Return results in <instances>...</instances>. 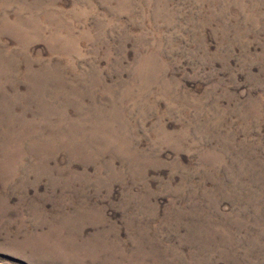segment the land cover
Here are the masks:
<instances>
[{
	"label": "rangeland",
	"instance_id": "obj_1",
	"mask_svg": "<svg viewBox=\"0 0 264 264\" xmlns=\"http://www.w3.org/2000/svg\"><path fill=\"white\" fill-rule=\"evenodd\" d=\"M0 264H264V0H0Z\"/></svg>",
	"mask_w": 264,
	"mask_h": 264
}]
</instances>
